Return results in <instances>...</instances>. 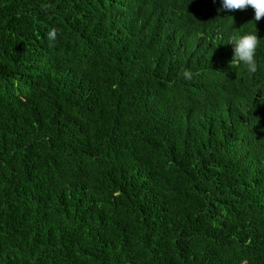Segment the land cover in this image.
Masks as SVG:
<instances>
[{"label": "trees", "instance_id": "1", "mask_svg": "<svg viewBox=\"0 0 264 264\" xmlns=\"http://www.w3.org/2000/svg\"><path fill=\"white\" fill-rule=\"evenodd\" d=\"M220 9L0 0V264H264V19Z\"/></svg>", "mask_w": 264, "mask_h": 264}, {"label": "clouds", "instance_id": "2", "mask_svg": "<svg viewBox=\"0 0 264 264\" xmlns=\"http://www.w3.org/2000/svg\"><path fill=\"white\" fill-rule=\"evenodd\" d=\"M45 9L48 5H43ZM251 7L255 12V21L264 19V0H222V9L228 11H243ZM58 31L52 28L47 33L49 42H55ZM230 44L234 45V56L231 66L238 68L241 64L245 66L247 73L251 76L259 70L256 59L257 50L260 47V38L257 34H246L243 36H232L229 39ZM193 73L190 70L183 71V78L191 80Z\"/></svg>", "mask_w": 264, "mask_h": 264}]
</instances>
